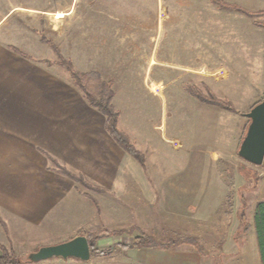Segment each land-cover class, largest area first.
Here are the masks:
<instances>
[{
	"label": "rangeland",
	"instance_id": "obj_1",
	"mask_svg": "<svg viewBox=\"0 0 264 264\" xmlns=\"http://www.w3.org/2000/svg\"><path fill=\"white\" fill-rule=\"evenodd\" d=\"M68 62L96 96L110 82L119 127L145 154V170L169 178L160 189H133L129 197L95 181L101 160L77 147L79 136L90 134L86 124L103 129L106 118L90 105ZM194 86L230 100L236 111L199 101ZM263 96L264 0H0V217L8 231L0 224V243L10 264L71 262L27 256L106 229L125 232L104 247L128 243L134 223L156 241L180 236L159 233L158 215L199 218L210 208L171 204L176 182L198 187L191 190L198 200L217 203L215 215L249 213L264 201V164L248 163L238 150L250 122L245 114ZM198 249H206L204 240ZM118 255L93 259L118 264Z\"/></svg>",
	"mask_w": 264,
	"mask_h": 264
},
{
	"label": "crops",
	"instance_id": "obj_2",
	"mask_svg": "<svg viewBox=\"0 0 264 264\" xmlns=\"http://www.w3.org/2000/svg\"><path fill=\"white\" fill-rule=\"evenodd\" d=\"M86 127L88 128H85V130L90 134L86 133L83 134L84 136H79L82 137L83 142L78 144L77 150L85 153L96 151L102 164L97 167V164L94 163V170L98 168V175H100V178L96 177L95 181H102L104 183V185H101L102 187L112 190H127L129 191L127 194L130 197L133 189H147L148 191L150 189L152 190L154 187L160 189L161 186L166 183L165 181L169 180L167 175L161 176L165 174L163 171H157V177L154 175L149 176L150 173L145 170L144 165L130 155L129 158L134 161V164H132V162L130 165H127L124 156L120 153L122 151L118 152V146L106 131L105 124L103 129H101L99 125L97 126L92 123L86 124ZM96 128L98 133H93ZM109 138H111L114 143H112ZM107 153L110 155L109 160H107ZM107 161L111 163L110 166H105ZM111 161H115V163L112 164ZM146 162L147 161H145V164H147ZM262 170L260 176L261 182L264 183V168ZM177 172L181 171H176V173ZM151 173L153 174V172ZM153 179H156V181L153 182ZM176 183L177 184L172 186V190H174V195L177 196V198H175L171 204L192 206L194 212L199 206H206L210 208L208 213H205L199 218L190 212L180 215L172 213V216L168 218L163 213L159 214L157 218V223L159 222V226H157L159 233L171 231L170 233L177 234L181 232V234L180 236L175 235L172 238L163 237V239L157 242L156 246L139 247L132 245L134 244V238L136 236L142 233L148 234L145 229H142L134 223L130 227L131 231H135L136 233L133 232L131 236H129L132 241L122 243L121 240H119L116 242L122 243V245L117 243V245H108V247L105 246V248L104 242L109 240V238L124 237L123 233L125 230L123 228L114 229L120 233L109 237L103 236L97 241L99 249H111V251L106 254L97 255L105 257L119 254L118 257L121 259L118 264H262L258 237L254 224L257 202L253 203V207L249 210V213L246 214H241L240 211L238 214L230 215V212L227 210L226 212L217 213V215H215V207L219 205L210 198L209 200H198L199 194L191 191L192 189L198 190V187H192L191 185L182 184L181 182ZM179 193L183 195V197L181 195L179 196ZM155 200L156 195H154V203ZM190 200H193L194 205L191 204ZM241 200L245 201L243 199ZM199 211L201 212L202 210L199 209ZM166 221H171V224L167 225ZM177 222L180 224L177 225ZM106 230L113 231V229ZM85 235L87 237L89 236V234ZM162 235L164 236L165 234ZM199 239L204 240L206 245L204 251L198 249ZM115 262H110L109 264H115ZM56 264H105V262L94 260L93 257H91L89 261H82L74 258V261L70 262L66 260Z\"/></svg>",
	"mask_w": 264,
	"mask_h": 264
},
{
	"label": "trees",
	"instance_id": "obj_3",
	"mask_svg": "<svg viewBox=\"0 0 264 264\" xmlns=\"http://www.w3.org/2000/svg\"><path fill=\"white\" fill-rule=\"evenodd\" d=\"M229 7L235 8L233 5H228ZM245 11V10H243ZM245 14L255 17L263 12H253L248 13L244 12ZM16 52L20 53V51L17 48L12 47ZM56 48V47H55ZM60 55V54H59ZM61 62H64V58L60 56ZM66 69L68 72H70L73 79H75V82L77 85L82 89V91L85 93L86 98L88 99L90 105L92 107H95L97 110H99L106 118V129L111 135V137L115 140V142L123 148L129 155H131L134 159L139 161L142 165H145V154L134 144V142L131 140L129 135L125 133L124 130H122L119 127L118 119L120 112L116 110L112 104V98L114 96V92L111 89L110 82H102V87L104 88L101 92L100 96H96L94 93H92L87 86L83 83V76H81L77 71H75L72 63H64ZM191 94H193L199 101L207 104H212L214 106L220 107L225 110L229 111H236V108L234 107L233 103L230 100L220 98L216 93L213 91L207 89L206 92H204L200 87L194 86V89L190 91ZM257 104V103H256ZM54 162H56L54 160ZM62 171L67 174L69 177H71L74 181L77 183H81L89 188H94L91 186L83 176L76 175L75 173L69 171L65 167L61 168ZM97 189V188H96ZM90 197V196H89ZM92 199V197H90ZM230 198V196H229ZM244 200V198H242ZM93 200V199H92ZM95 202V199L93 200ZM95 204H97L95 202ZM241 214H244L241 211ZM0 224L5 229L6 233L7 227L4 222V220L0 217ZM254 224L257 232L258 237V244L261 254V260L262 264H264V201H260L257 203L255 208V214H254ZM119 234L118 231H105L103 235L97 234L95 236L89 235V243L91 247V257H93V254H106L111 251V249L101 250L98 248L97 241L102 238L103 236H112ZM157 242L154 238H152L149 234L142 233L139 236H136L134 238V244L133 246H139V247H149V246H156ZM119 245H122V243H118ZM0 250L2 251V254H0V264H10L12 262V256L8 253V249L6 246L2 245L0 243ZM19 263V262H16ZM14 263V264H16Z\"/></svg>",
	"mask_w": 264,
	"mask_h": 264
},
{
	"label": "water",
	"instance_id": "obj_4",
	"mask_svg": "<svg viewBox=\"0 0 264 264\" xmlns=\"http://www.w3.org/2000/svg\"><path fill=\"white\" fill-rule=\"evenodd\" d=\"M245 115L250 122L240 143L238 155L248 163L261 166L264 164V96ZM53 257L89 261L91 247L88 237L85 234H79L57 244L41 246L29 253L27 260L38 262Z\"/></svg>",
	"mask_w": 264,
	"mask_h": 264
}]
</instances>
